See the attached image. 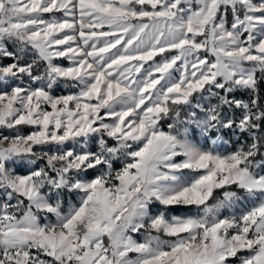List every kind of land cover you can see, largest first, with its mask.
Returning <instances> with one entry per match:
<instances>
[{"label":"snow or ice","instance_id":"6c2138e0","mask_svg":"<svg viewBox=\"0 0 264 264\" xmlns=\"http://www.w3.org/2000/svg\"><path fill=\"white\" fill-rule=\"evenodd\" d=\"M262 82L264 0H0V264H264Z\"/></svg>","mask_w":264,"mask_h":264},{"label":"trees","instance_id":"16d2710c","mask_svg":"<svg viewBox=\"0 0 264 264\" xmlns=\"http://www.w3.org/2000/svg\"><path fill=\"white\" fill-rule=\"evenodd\" d=\"M228 18H231V16L229 15ZM10 62H11L10 60L4 61V63H10ZM59 88H62L63 90L66 89V87H64L63 85L61 87H59ZM259 88H260L261 104L264 105V82L260 83ZM249 95L250 94L248 92H244V91H239V92L236 93V96H237L238 99H243L245 101H247L249 99ZM236 115L237 116L240 115V110H236ZM32 130L33 129L31 127H23L21 129V131L23 133H28V132H30ZM0 131L9 132L8 130H2V129H0ZM221 139L227 141L230 150H234V149H236L240 145H246L248 143H251L250 138L247 137L246 135H236V134H233L232 132L222 133L221 134ZM28 166H29V164H27V162H25L24 163V166L23 167H19L18 169H20V171H22L23 173H25V171H26V169H27ZM117 166H119V165H117ZM217 195H219V193H217ZM70 199H71V202H72V201H74V199H76V196H73ZM182 208H183L182 206H174V207H171L170 209H168V211H172V212L179 213Z\"/></svg>","mask_w":264,"mask_h":264},{"label":"rangeland","instance_id":"374dc122","mask_svg":"<svg viewBox=\"0 0 264 264\" xmlns=\"http://www.w3.org/2000/svg\"><path fill=\"white\" fill-rule=\"evenodd\" d=\"M56 15L59 16L60 14L57 13ZM45 18H48L47 14H46ZM228 19H229V21H231V18H228ZM156 59L159 60L160 57H157ZM57 62L60 63V64L63 65V66H68V65H69V61H67L66 59H60V60H58ZM66 90H67V89L63 90L62 88H57L56 91H55V94H56V95L66 94V92H67ZM73 90H74V89H73ZM4 134H5V135H8V134H10V133H9V132H4ZM25 134H27V133H25ZM210 146H211V145H210ZM240 146H241V145H240ZM240 146H238V147H240ZM238 147H237V148H238ZM237 148H236V149H237ZM236 149H234V150H236ZM36 150L39 151L40 149L37 148ZM93 150H95V147H94V146H93ZM220 150H222V151H226V152L234 151V150H230L227 141H226V140H222V139H221V142H220ZM30 167H31V165H29L27 168H30ZM117 167H119V166H117ZM18 168H19V167H18ZM18 168H17L16 170H17L19 173L24 174V173H23L22 171H20V169H18ZM78 198H79V197L76 196V199H74V201H72V203H75V202L78 200ZM182 207H183V206H182ZM246 207H250V205H238L236 208H234V209H232V210H230V211L235 212V213L238 215L241 211L245 210ZM161 210H162V209H161ZM167 214H168L169 216H171V215H190V214H192V213L189 212V210H188L187 208L183 207L179 213L172 212V211H168ZM225 214H227V213H225ZM49 219H54V217H50ZM136 239H138V240H139V239H142V236L138 235V236H136ZM105 242H107V241H105ZM246 254H247V253H242V255H246ZM230 264H239V261L236 260L235 258H231V260H230Z\"/></svg>","mask_w":264,"mask_h":264}]
</instances>
